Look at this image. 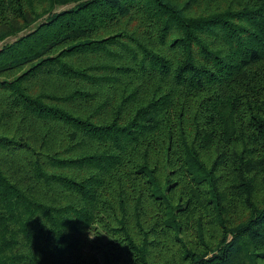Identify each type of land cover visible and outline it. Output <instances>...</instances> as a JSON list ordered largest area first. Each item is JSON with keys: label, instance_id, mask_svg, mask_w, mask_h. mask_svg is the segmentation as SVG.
Returning <instances> with one entry per match:
<instances>
[{"label": "trees", "instance_id": "obj_1", "mask_svg": "<svg viewBox=\"0 0 264 264\" xmlns=\"http://www.w3.org/2000/svg\"><path fill=\"white\" fill-rule=\"evenodd\" d=\"M0 264H264V0H0Z\"/></svg>", "mask_w": 264, "mask_h": 264}, {"label": "clouds", "instance_id": "obj_2", "mask_svg": "<svg viewBox=\"0 0 264 264\" xmlns=\"http://www.w3.org/2000/svg\"><path fill=\"white\" fill-rule=\"evenodd\" d=\"M89 238H94L93 236H90Z\"/></svg>", "mask_w": 264, "mask_h": 264}]
</instances>
